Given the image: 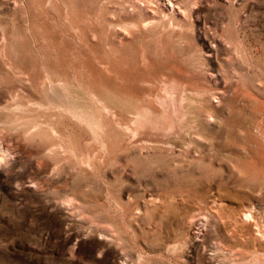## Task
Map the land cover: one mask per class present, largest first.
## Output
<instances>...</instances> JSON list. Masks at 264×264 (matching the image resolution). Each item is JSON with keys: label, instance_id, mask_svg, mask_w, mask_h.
<instances>
[{"label": "rangeland", "instance_id": "1", "mask_svg": "<svg viewBox=\"0 0 264 264\" xmlns=\"http://www.w3.org/2000/svg\"><path fill=\"white\" fill-rule=\"evenodd\" d=\"M0 166V264H264V0H0Z\"/></svg>", "mask_w": 264, "mask_h": 264}, {"label": "bare ground", "instance_id": "2", "mask_svg": "<svg viewBox=\"0 0 264 264\" xmlns=\"http://www.w3.org/2000/svg\"><path fill=\"white\" fill-rule=\"evenodd\" d=\"M166 85H168L169 86V84H166ZM166 85H164V86H166ZM167 86V87H168ZM171 86V85H170ZM171 88V87H170ZM170 90H172V89H170ZM174 90V89H173ZM176 90V89H175ZM190 90V89H189ZM169 92V91H168ZM175 92V91H174ZM178 93V92H177ZM173 95H174V93H172ZM224 94V93H223ZM171 95V94H170ZM176 95V94H175ZM223 96V95H222ZM161 98V97H160ZM171 98V97H170ZM172 98H174L173 99V102H171L172 103V105H171V109H170V107L168 108V106L167 105H165V106H167V108L168 109H170V110H172V113L174 112L175 113V115L172 117V120H170V121H164L163 120V117L164 116H162V114L160 113L159 114V116L157 115L156 117H155V119L154 120H151L149 117V119L148 118H141V120L142 121H145L144 123H143V126H150V127H152V128H154L155 130H154V132L157 130V131H165L167 134H178V130H176L177 129V125H176V121L174 122V118L176 119V120H179V119H181L182 117L181 116H183L184 114H186V113H181V112H179L180 111V108H181V110H183L182 109V100L180 99V98H178V99H180L179 101L175 98V97H172ZM223 98V97H222ZM167 99V98H166ZM212 99H213V97H212ZM220 99V98H219ZM162 100V99H161ZM165 100H163V101H161V102H164ZM167 101V100H166ZM169 101V100H168ZM167 101V102H168ZM178 101V102H177ZM221 101V100H220ZM161 102H159V104L161 103ZM167 102H166V104H167ZM170 102V101H169ZM222 102V101H221ZM165 103V102H164ZM215 103V102H214ZM245 103H248V104H252V102L251 101H249V100H247V101H245ZM162 105H163V103H161ZM170 104V103H169ZM203 104V103H202ZM212 104V103H211ZM199 105V104H198ZM164 106V105H163ZM204 106H206V105H204ZM198 107V106H197ZM201 107H202V105H201ZM215 107V106H214ZM219 107V106H218ZM221 107V106H220ZM162 108V107H161ZM166 108V109H167ZM199 108H200V105H199ZM203 108H206V107H203ZM165 109V110H166ZM223 109V108H222ZM165 110H163L164 112H165ZM249 110V109H248ZM167 111V110H166ZM162 112V111H161ZM212 112H214V111H212ZM171 113V114H172ZM200 113V112H199ZM201 113H202V111H201ZM200 113V114H201ZM216 113V112H215ZM165 114V113H164ZM200 114H198V115H200ZM214 114V113H213ZM213 114H211V113H209L206 117H208L209 118V121L210 122H213V118H214V116H213ZM232 114V113H231ZM162 117H161V116ZM173 115V114H172ZM202 115H203V113H202ZM201 115V116H202ZM221 115V114H220ZM222 115H223V113H222ZM251 115V114H250ZM217 116V115H216ZM223 116H225V115H223ZM169 117H171V116H169ZM226 117H230V115L229 114H227V116ZM178 118V119H177ZM171 119V118H170ZM198 119V118H197ZM196 119V120H197ZM168 120V119H167ZM142 121L140 122L141 124H142ZM195 121V120H194ZM169 122V123H168ZM197 122H198V120H197ZM194 124V123H193ZM199 124V123H198ZM194 125H196V124H194ZM202 125V124H201ZM208 125H210V124H208ZM140 126V125H139ZM142 126V125H141ZM141 128V127H140ZM138 128H136L135 130L136 131H139V130H137ZM142 129V128H141ZM151 129V128H150ZM193 129V128H192ZM152 130V129H151ZM200 130V129H199ZM204 130V129H203ZM213 130V129H212ZM135 131V132H136ZM153 131V130H152ZM160 132H158V133H160ZM198 132V131H197ZM208 132H211V131H208ZM259 132V131H258ZM142 133V132H141ZM157 133V132H156ZM157 133V134H158ZM162 133V132H161ZM160 133V134H161ZM180 133V132H179ZM204 133V132H203ZM219 133V132H218ZM137 134H138V132H137ZM163 135V134H162ZM165 135V134H164ZM192 135V134H191ZM190 135V136H191ZM207 135V134H206ZM150 136V135H149ZM194 136V135H193ZM156 137V136H155ZM161 137V136H160ZM160 137H158V138H160ZM195 138V137H194ZM206 138H208V136L206 137ZM210 139V138H209ZM189 145V144H188ZM196 146V145H195ZM212 146V145H211ZM247 151V150H246ZM250 151H248V153H249ZM248 153H246V154H248ZM4 164V163H3ZM2 164V165H3ZM1 165V166H2ZM5 165V164H4ZM0 166V172H2L1 170H4V169H2V167Z\"/></svg>", "mask_w": 264, "mask_h": 264}]
</instances>
